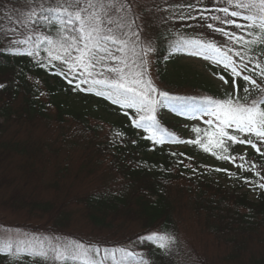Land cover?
Returning a JSON list of instances; mask_svg holds the SVG:
<instances>
[{
  "label": "trees",
  "instance_id": "16d2710c",
  "mask_svg": "<svg viewBox=\"0 0 264 264\" xmlns=\"http://www.w3.org/2000/svg\"><path fill=\"white\" fill-rule=\"evenodd\" d=\"M45 1L47 7L51 0ZM218 2L167 0L163 8L143 13L151 18L146 19V26L154 49L153 68L157 76L156 80L153 79L146 63L145 78H150L160 91L182 98L157 111L160 128L170 134L162 144L149 139L150 131L132 124L134 109L113 104L107 96L96 95L97 90H103L100 86L84 91L82 89L88 85L77 88V80L69 83L71 77L66 79L65 75L57 74L66 71L59 61L55 62V68L48 65L47 45L40 44L37 49L36 41L41 34L55 38V27L42 23L35 26V32L25 24L16 32H9L6 28L7 36L0 34V207L12 213L22 212L28 219L37 218L39 221L45 217L48 219L46 226L39 229L47 235L60 233L58 238H62V244L78 241L101 249L125 248L134 254L126 258L125 264H142V261L148 264H264V189L256 187L254 190L252 186L255 199L250 198L249 192L241 191L250 185L245 183V177L264 183L256 175L257 171L264 175V156L251 146L237 144L231 146L230 154L245 155L247 162L239 158L235 163L217 159L198 145L178 142L195 139L196 134L192 131L195 127L188 134L183 130L181 120L159 114L176 111L185 116H202L192 109L198 108L203 98L220 99L233 90L230 72H219L229 80L228 87L223 88L201 74L189 79L186 75L168 71L182 55L198 53L208 55L212 60L207 49L194 41L212 42L222 50L231 47L233 52L230 54L239 63L235 51L240 50L243 54L244 49L215 29L234 31L247 39L251 37L234 25L211 19V16L218 15L219 8L224 7ZM14 4L12 0H0L2 28L6 27L4 21L7 17L14 15ZM188 4L194 7L188 9ZM201 16L207 19H201ZM218 16L224 14L220 12ZM233 19L245 23L242 18ZM208 24L213 28H208ZM29 36L32 40L27 44L11 43ZM128 36L135 41L130 34ZM131 41L130 48L133 46ZM141 47L135 45V52L143 55L147 62ZM261 47L264 46H253L248 57H260ZM29 50H34L33 56L27 55ZM128 56L129 63L133 60L141 63L132 51ZM254 78L260 83L258 77ZM237 82L240 95H243L244 82L239 78ZM259 95L253 90L249 99ZM41 127L45 132L52 129L57 134L52 138L37 137L36 129ZM171 146L179 149H171ZM59 148L66 149L64 161L58 160ZM261 151L264 152V145H261ZM73 155L77 158L76 165L70 163ZM48 159L61 166L57 168L54 183L49 184L51 191L57 192L59 182L64 184L69 177H72V183L76 180L94 182L101 176L105 181L84 195L72 194V185H65L63 188L70 192L68 201L41 200L37 194L44 184V164ZM241 163L244 168L237 167ZM247 168L252 170L246 171ZM215 169H227L235 175L230 177L228 172ZM213 171L232 180L235 188L230 190L208 179L206 175ZM186 190L194 206L190 217H199L200 227L210 240L214 238L220 250L217 255L214 253V257L195 251L183 241L181 232L175 227L174 217L182 211ZM73 207H77V213ZM81 211L85 215L89 236L80 231L71 232L72 226H69L73 219L81 216L78 214ZM131 227L132 234L128 231ZM152 233L173 239L166 249H161L157 242L141 239ZM4 241L0 240V246ZM11 242L14 248L20 246ZM31 245L34 244H29L19 259L0 250V264H60L59 261H42L30 255ZM44 246L51 245L47 242ZM116 256L125 259L119 252Z\"/></svg>",
  "mask_w": 264,
  "mask_h": 264
},
{
  "label": "snow or ice",
  "instance_id": "6c2138e0",
  "mask_svg": "<svg viewBox=\"0 0 264 264\" xmlns=\"http://www.w3.org/2000/svg\"><path fill=\"white\" fill-rule=\"evenodd\" d=\"M223 3L225 6L218 10L224 16L213 15L211 19L234 25L235 28L246 32L251 39L234 31L215 29L228 37L229 41L240 44L244 49L243 54L240 50L235 51V57L239 58V63L230 54L233 52L231 47L222 50L212 42L205 44L202 41H194L195 44L207 49L217 65H222L224 71L231 73L233 90L225 93L220 99L203 98L201 105L192 110L199 111L202 116L211 117L204 121L207 128L195 127L192 129L196 134L195 139L178 142L198 145L204 152L220 160L235 163L239 158L247 162L245 155L237 157L230 154V149L237 144L248 145L264 156V152L261 151V145H264V59L261 58L264 57V47L260 48V57L254 55L248 57V53L253 51V46H264V0H223ZM39 7L40 12L37 13L34 9L30 11L24 23L26 27L31 26L33 32L37 30L35 26L42 23L57 29L55 38L41 34L36 41L37 49L40 44L47 45L45 50L48 53V65L55 68V62L59 61L66 71L57 74L65 75L66 79L71 77L69 83L77 80V88H80V85H88V88L82 89L84 91L100 86L103 90H97L96 95L107 96L113 104L134 109L135 116L132 124L136 128L150 131L152 135L149 139L155 143H164L166 135L170 134L166 129L160 128L157 111L161 107H166L171 101L182 98L160 91L150 78H145L147 62L143 55L135 52L136 42L131 41V37L124 31L128 28L131 36L139 40L140 32L131 30L135 20L130 22L126 20L127 13L132 11L128 0H51L47 7L43 4ZM187 7L192 9L194 5L188 4ZM233 18H242L245 23H239ZM201 19L207 18L201 16ZM136 27L139 29L140 26ZM207 27L213 28V25L208 24ZM4 35L7 36V33ZM30 40H32L31 36L24 40L11 41V43L27 44ZM130 41L133 45L131 48ZM153 50L151 47L147 50L142 48L141 52L147 55V52ZM129 51H132L141 63L137 64L135 60L129 63ZM197 54L193 53V55ZM27 55L33 56L34 50H29ZM204 58L208 59L209 56L205 55ZM246 58L247 62H245ZM41 66L47 65L41 64ZM254 77H258L260 83ZM237 78L244 82L243 95H240ZM219 79L224 84L229 82L224 75H219ZM253 90L260 95L258 98L249 99ZM237 167L244 168L245 165L241 163ZM215 170L228 172L230 177L235 175L227 169ZM256 175L264 181V175H261L260 171H257ZM244 180L245 183L253 186L254 190L256 187L264 189V183L251 181L247 177ZM141 239L157 242L161 249H166L173 238L152 233ZM28 245L29 242L20 241V246L14 248L11 241H4L0 250L7 251L13 259H19ZM116 252L125 259L118 258ZM29 254L42 261L51 259L59 261L60 264H69V262L71 264H106V262L107 264H125L126 258L134 255L125 248L101 249L97 245H85L78 241L70 244L58 243L47 248L42 241L39 247L31 245ZM142 264H148V262L142 261Z\"/></svg>",
  "mask_w": 264,
  "mask_h": 264
},
{
  "label": "rangeland",
  "instance_id": "374dc122",
  "mask_svg": "<svg viewBox=\"0 0 264 264\" xmlns=\"http://www.w3.org/2000/svg\"><path fill=\"white\" fill-rule=\"evenodd\" d=\"M35 1V2H34ZM12 0L14 4L13 14L12 17L8 16L7 20L4 21V25L6 24L5 28H2L0 26V34L4 35L5 29L8 28L9 32L15 31L16 29H20L22 24H25L24 22L27 20L28 13L32 11L33 9L37 12L40 7L39 5L43 4L44 6L48 3L45 0ZM167 0H128V2L132 6V11L128 12L126 15L127 21L135 20V28H132L131 30H138L140 32L139 40L137 41L136 37H133L135 39V45L138 47H143L145 50H147L149 47L152 48V45L149 42V32L147 33V22L151 19L148 14L143 15V13H147L149 11L152 12L154 9H161L163 8V5H165V2ZM219 6H225L223 3V0H219L218 2ZM217 4V5H218ZM215 5V6H217ZM214 6V7H215ZM220 13V11H219ZM218 13V15H219ZM34 19V18H33ZM148 21H147V20ZM137 25H139V29H137ZM125 32L128 33V35H131V31L128 28L124 29ZM7 33V32H6ZM141 47V48H142ZM146 59L148 64V69L153 77V79L156 80L157 76L155 73V70L153 68V55L152 51L147 52ZM219 66L207 59L197 57V56H182L180 57L177 62L171 66V69L168 70L171 73H174L175 75H186L189 77V79H192L195 74H201L205 78L210 79L214 83H216L220 87H228L227 84H224L219 79ZM173 74V75H174ZM218 74V75H214ZM206 119H198L193 120L191 123H188L189 126L196 124V125H205ZM57 131L55 130H49L48 132H45L42 127L40 129H36L35 135L38 137V135H42L44 137L52 138L53 135H56ZM41 137V136H40ZM66 149L65 148H59L58 149V160L64 161L66 157L64 156ZM77 151V150H76ZM74 163L71 161L72 165H76L77 158L73 155ZM47 162L44 164V175L42 178V187L38 191V198L41 200H57V201H68L69 200V191H66L63 187L65 185H72V191L71 193L76 195L78 192L81 195L87 194L88 192H91L92 190H95L96 185L100 184L101 182L105 181V177L101 176L96 181H74L72 183L71 178L67 179L64 184L63 182H59V189L57 192L51 191L49 184L54 183L55 179V173L57 171V168L61 167L57 165V163L52 160L48 159ZM76 163V164H75ZM208 179L216 182L217 184H222L232 190L235 188V183L232 180H229L228 178L222 176L218 172H211L210 174L206 175ZM40 182V181H39ZM241 191H247L250 193V198L255 199L256 198V192L253 190L251 185H248L247 187L243 188ZM185 192V191H184ZM182 195V194H181ZM184 195V193H183ZM182 195V197H183ZM53 198V199H51ZM183 208L182 211H179L175 215V227L177 230L181 232V236L184 242L191 245V247L200 253H204L209 255L210 257H214V253L216 255L219 253V249H217V243L215 244L214 238L210 240V237L207 235L206 232L200 227V222L198 218H191L190 217V211L194 207L192 205L190 196H188V191L186 190L185 196L183 197ZM177 205V204H176ZM174 206V210L175 207ZM72 209V208H71ZM75 212L77 213V207H73ZM193 210V209H192ZM83 211L78 212L81 216L77 217L76 219H73L69 226L71 227V232L76 233L78 231L86 234H90V232L87 233V223L85 221V215L82 214ZM39 217V216H38ZM41 220L38 221L37 218H30L28 219L27 215L23 214L22 212H11L8 210H4V208L0 207V240H10L14 241L16 243L20 244V241H27L29 244H34L37 247L40 246V242L49 243L50 245H56V244H62V238L60 237V233L54 234V235H47L39 229V227H45V222L48 220L45 217L40 218ZM201 219L203 217L201 216ZM43 222V224H42ZM136 225V224H134ZM69 226H67L69 228ZM128 231L132 234L133 228H129ZM94 237V235L92 236ZM186 244V245H187ZM217 250V251H216ZM209 253V254H208ZM212 254V255H210Z\"/></svg>",
  "mask_w": 264,
  "mask_h": 264
}]
</instances>
